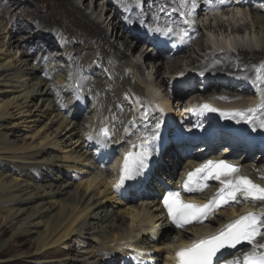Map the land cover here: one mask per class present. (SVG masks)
Segmentation results:
<instances>
[{
  "label": "bare ground",
  "instance_id": "6f19581e",
  "mask_svg": "<svg viewBox=\"0 0 264 264\" xmlns=\"http://www.w3.org/2000/svg\"><path fill=\"white\" fill-rule=\"evenodd\" d=\"M75 1L51 0L49 4L48 0H39L38 3L36 0H0V168H3L5 163H11L14 167L22 169L20 171L24 173L23 179L19 181L9 178L2 173L3 169L0 170V221L12 232L13 241H18L24 236L29 237V246L22 259H29L31 264H117L122 258H130L135 264H158V261L141 258V252L133 248L149 244L162 245L163 237L169 233L167 224L161 219L158 209L152 202L135 205L116 199L107 182L108 174L104 175L97 169L100 163L104 164V159L102 161L101 158L102 152L95 151L92 154V150L93 144L101 142L98 140V128L104 124L111 126V131L114 126L121 128V134H116L117 142L128 143L130 140H137V135H140L138 133L142 129L154 128L156 123L160 122L159 115L154 114L153 109L150 112L156 117L155 120L144 124L140 119L136 106L143 99L141 96L143 94L140 87L132 83L130 75V71L133 70L144 73V68L154 60L160 61V55L148 52L147 48L144 49V45H139L140 39L134 38L127 30L124 31L123 27L126 23L133 26H150L152 23L165 25L169 19L167 13L171 9L170 6L179 3H173L172 0H167L166 3L165 0H143L140 8L143 16L140 18L132 11L134 0H123L128 2L129 9L122 5L116 9L114 2L87 0L93 2H90L93 6L98 4L97 8L101 3L105 9V20L98 21L94 18V10L90 13L85 12L86 0H82L79 4ZM114 1L118 2V0ZM67 2L73 10L65 6ZM38 4L49 8V11L40 10ZM62 5L73 17L77 16L75 19L78 23L62 11L64 8ZM161 6L165 8L164 12L159 11ZM120 7L126 13L129 10L130 14L123 22L119 20L115 23L116 17L122 14ZM112 9L114 13L111 14ZM252 10L253 12L248 15L251 28L257 30L264 41V16L260 15L258 10ZM156 15L160 17L159 21L154 19ZM171 18L180 20L176 12L171 13ZM58 20L68 22L75 31L55 24ZM108 26L113 29L110 34L106 32ZM244 28L245 26L231 29V34L241 35ZM57 30L69 37H65L69 43L72 38L77 39L75 45L70 43L73 51L78 52L85 47L95 53L97 65L104 69L101 76L83 66L79 76L80 83L76 79L78 77L75 71L61 77L57 70L61 69L63 60L53 55L52 48L55 46L47 41V35ZM42 32L46 33L41 34ZM193 34L196 35L194 46L203 51V38L198 34V29H195ZM110 38L113 40L110 41ZM214 39L209 41L216 47L218 43H215ZM170 40L171 37L166 39V42ZM123 41L124 43L121 44ZM253 41L252 39L251 42L255 45ZM119 42L121 46L131 51L140 46L144 50L141 51L144 57L137 63L128 62V59L120 55V51L117 50ZM189 42L182 47H170V51L173 52L171 62L160 61L153 74L156 78L160 77L158 83L160 86L165 87L167 84L166 76L162 75V72L167 71L172 76L174 72L180 71L181 55L187 53L184 57L185 66L195 65V50ZM225 42L231 47V41ZM11 49L19 52L18 59L10 55ZM161 51L167 52L168 47ZM38 52L41 57L46 56V58L32 61L31 56ZM117 60L123 61V64L118 66ZM81 63L82 61L79 60L78 64ZM262 63H264V46L255 45L251 48L239 44L235 51L219 50L214 54H208L206 63L204 65L200 63L196 68L199 71L214 73L216 76L227 75L223 83H215V79L209 81L203 79V82L207 83L206 86L211 87L210 89H216V95L231 99L236 96L235 92L239 89L230 84V79L239 76L246 81L256 75L254 69ZM56 65L58 68L54 69L53 66ZM184 70L186 69L182 72ZM94 78L98 79V82L93 80ZM86 81L103 86L105 100L108 96L118 98L109 105L113 110L110 120L105 116L108 109L100 99H97L101 104L100 111L96 108L90 113L85 111V100L83 96L77 94L73 85L78 82L84 93L85 91L91 93L93 90L88 87ZM240 94L248 96L252 94V89L244 88L243 91L240 90ZM96 96L97 94L95 98ZM157 96V91H152V97L159 99ZM161 100L165 103L163 107L171 113L169 100ZM126 101L134 105V108L131 119L123 122L120 119V111L126 106ZM134 116L139 121L136 135L124 131ZM204 116L208 114L205 113ZM260 118L263 116L257 113L256 119ZM13 119H29L28 123L33 124L45 122L38 131L42 133L39 142L32 146L26 142L27 138H20L11 128L17 124L10 126L8 123ZM231 123L241 125L246 130V134L264 136V129L258 126L253 131L250 124L237 123L234 119H231ZM171 126L167 124L159 130L163 137L171 131L175 135L178 134L177 129L171 130ZM89 136L93 139L89 140ZM235 140L232 136H228L227 144L232 145ZM56 151L63 156L57 155ZM115 151L112 150L111 153ZM169 154L170 160L167 159L168 155L165 156L160 164V171L163 169L170 171L173 164L181 162L180 159L174 160L176 152L173 149ZM189 159L192 161L196 157L191 156ZM62 162L68 164L64 166ZM242 166L252 178L264 173V166H258V171H254L255 167L245 164V160H242ZM70 172H73L74 176ZM75 182L77 185L74 186ZM116 207L119 211L123 208L121 210L123 217L120 216L121 213L115 212ZM246 210L248 208L245 206L239 214ZM230 213L235 214L236 211ZM228 214L229 212L222 213L223 216ZM4 235L5 232L0 238ZM184 237L188 236L184 234ZM8 243V241L0 243V255L7 249ZM62 255L64 256L61 257ZM14 261L12 256L4 260L0 259V263L18 262Z\"/></svg>",
  "mask_w": 264,
  "mask_h": 264
},
{
  "label": "snow or ice",
  "instance_id": "6c2138e0",
  "mask_svg": "<svg viewBox=\"0 0 264 264\" xmlns=\"http://www.w3.org/2000/svg\"><path fill=\"white\" fill-rule=\"evenodd\" d=\"M172 2H178L180 8L185 9L180 12V20L171 18V13L177 10L172 8L167 13L169 19L166 29L156 27L151 30L163 35H177L179 42L185 43L189 33L181 25L191 26L192 18L196 14V0H172ZM134 3L142 6L143 0H134ZM188 4H191L190 8ZM208 10H215V7L210 4ZM159 11L164 12L165 8L161 6ZM154 19L159 21L160 17L156 15ZM174 26L178 31H174ZM254 70L256 75L251 80V84L260 97L255 106L246 110L222 112L204 103L199 108L193 107L191 111L219 112L223 118L250 124L253 131L257 126L264 129V118L256 119L257 113H264V63ZM149 116V109L143 108L140 119L147 122ZM138 124L139 121L134 116L124 131L136 135ZM159 127L160 124L157 122L150 134H147L145 128V134L137 135L138 142L133 141L131 147L123 153L119 179L114 185V190L122 188L126 181L141 176L148 168L149 160L156 151L155 142L158 139ZM111 134L107 126L100 127L98 132L101 138H108ZM88 139L91 140L93 137L89 136ZM257 178L264 180V173H260ZM210 181H215L218 187L204 202L197 203L195 197L185 196V194H203L211 187ZM160 203L169 222L177 229L186 230L189 225H203L206 221L217 219L218 211L227 207H236L244 203H249L253 207L264 205V184L256 183L249 175L244 174L241 166L236 163H230L226 159H207L194 169L187 170L175 189L164 191ZM262 237H264V208H260L258 212L249 211L223 223L222 227L208 235L190 240L185 246L175 250L173 259L175 264H264V243L260 242ZM243 244L249 246L248 251L238 249V246ZM225 249L237 251L230 253V259H221L218 254Z\"/></svg>",
  "mask_w": 264,
  "mask_h": 264
},
{
  "label": "rangeland",
  "instance_id": "374dc122",
  "mask_svg": "<svg viewBox=\"0 0 264 264\" xmlns=\"http://www.w3.org/2000/svg\"><path fill=\"white\" fill-rule=\"evenodd\" d=\"M22 1H24V0H22ZM38 1L39 0H36V2L38 3ZM82 0H76L75 2H76V4H79L80 2H81ZM48 2H49V4H51V0H48ZM84 2V1H83ZM91 1H85L84 2V6H86L87 7V10L85 11L86 13H90L92 10H94V18H97V20L98 21H101V20H105V18H106V15H105V9L102 7V4L100 3L99 4V6L100 7H96V6H98V4H95V6H93L91 3H93V2H91ZM65 6L66 7H68L69 9H72L73 7L69 4V2H67L66 4H65ZM62 7H64L63 5H62ZM66 7H64L63 9H62V11H65V13L68 15V16H70L71 17V19L75 22V23H78L77 21H76V17L77 16H74L73 17V15L70 13V11L66 8ZM89 7V8H88ZM177 6H174V8H176ZM38 8L40 9V10H42V11H49V8H46V7H42L41 5H39L38 4ZM97 8V9H96ZM103 8V9H102ZM73 10V9H72ZM233 11V10H232ZM231 11V12H232ZM236 11V13H237V15L238 16H240V17H235L234 15H232V14H229V15H231L230 17H229V15L226 17V15H224L223 14V16L221 15V16H217V18H215V19H213L212 21H211V25H210V28H208L207 30H204V28H202L201 30H200V32H201V34H202V36H205V35H207L208 36V38H209V36L211 37L210 39H213V38H215L214 39V41H219V42H222V41H224V39L226 38V35H227V32L225 31V32H223V31H218V29H216L215 27L216 26H222L223 28H225V29H228L229 27H237V26H239V25H242L243 24V22H246V20L248 21V17H247V15L246 14H244V13H241V12H243L244 10H235ZM241 11V12H240ZM114 12V10L112 9L111 10V12L110 13H113ZM245 12V11H244ZM241 14V15H240ZM244 14V15H243ZM108 15H110V14H108ZM225 17H226V19H225ZM117 19H115L114 21H115V23H116V21L119 19L118 17H116ZM232 18V19H231ZM122 19V18H121ZM124 19V18H123ZM195 19V18H194ZM233 19H235V20H233ZM55 24H58V25H61V27H65V29H69L70 31H75V29L73 28V26H71L68 22H64L63 20H61V21H56V23ZM81 24V23H80ZM220 24V25H219ZM232 25H234V26H232ZM161 29L164 27V26H159ZM64 29V30H65ZM251 28H250V26L248 25L247 26V29H246V33H245V35H248L249 33L247 32L248 30H250ZM112 27H110V26H108L107 28H106V32L108 33V34H110L111 32H112ZM210 32H211V35H210ZM213 32V33H212ZM253 34H254V36H256L255 37V39H260V35H259V32L258 31H254L253 32ZM217 36V37H216ZM69 38V37H68ZM217 38V39H216ZM219 38H220V40H219ZM222 38V39H221ZM251 38H252V36H251ZM52 39H54V37H52ZM204 39V38H203ZM110 41H112L113 39H109ZM67 42L69 43V41L67 40ZM262 42V41H261ZM70 43L72 44V45H75L76 43H77V39L74 37V38H72L71 39V41H70ZM68 44L67 46H64V55L62 56V58L64 59V61H62V68L60 69V72H62L61 73V75H67L70 71H71V69H74V67H73V65H71V63H70V59H72V57H69L70 55L68 54V50L69 49H72L71 48V44ZM122 43H124V41L123 42H121V44ZM263 43V42H262ZM121 44H120V42H119V45H117V50L118 51H120V55H122V56H125L127 59H128V62L130 61V62H138L142 57H144V55H142V52L144 51L140 46H138L137 48H136V50H133V51H131L130 49H128V48H125L124 46H121ZM134 44L132 43L131 44V46H133ZM203 45H204V50L203 51H201V50H198V48L195 46L194 47V50H195V58H197L198 59V61H196V63H195V66H194V68L196 67V65H198V64H200L202 61L204 62L205 60H204V58H205V56L209 53V50H208V45L203 41ZM128 46V45H127ZM77 49H78V46L76 47ZM142 49V50H141ZM75 51H77V50H75ZM142 51V52H141ZM9 53H10V55L14 58V59H18V56H19V52L18 51H16V49H11V50H9ZM78 53H80V56H82V57H80V59H82L83 58V56H85V55H93L94 57H96V55H94L95 53L91 50V49H88V48H81V50L80 51H78V52H76V54H78ZM75 54V55H76ZM97 54V53H96ZM37 54H34V56H31L32 58V61H36V60H39L40 58H41V56H36ZM111 55L112 56H114V54L111 52ZM184 58V57H183ZM179 58L182 62H181V65H183L184 63H185V61H186V59L184 58ZM94 60V59H93ZM87 61L89 62V60L87 59ZM97 61V60H96ZM121 62H123V61H121ZM93 64V63H92ZM159 62L157 61H153V63H151V64H149L148 65V68L145 70L144 69V72H145V74L144 75H148V74H153V72L155 71V69L159 66ZM193 66V65H192ZM73 67V68H72ZM55 68H57V65L55 66ZM193 68V69H194ZM59 70V69H58ZM194 70H196V69H194ZM96 74H100L101 72H100V70L99 69H97L96 68ZM163 73V75H168V72L167 71H164V72H162ZM141 76H140V75ZM139 74L136 72V71H133V75H134V81L136 82V83H138L140 86H142L143 88H148L150 85H151V83L150 82H148V80H146V78L145 77H143L142 76V73L141 72H139ZM152 76H150V78H151ZM167 77H170V76H167ZM159 79L160 78H156V77H152V80L154 81V82H157L158 83V81H159ZM163 90V89H162ZM88 100H89V98H87ZM170 106L174 109V110H181V107H177V103L175 102V101H172V103L170 104ZM93 109V106H90V103H89V101H88V103L86 104V110H87V112L88 111H90V110H92ZM24 122V123H23ZM26 122V123H25ZM29 122V119H13V120H9L8 121V123L10 124V126H12L14 123H16L17 125L16 126H12L11 128H13V130L17 133V135L20 137V138H22V139H26V142L28 143V144H31L32 146L33 145H36V143H38L39 142V138H41L42 136H41V132H39L38 133V131H39V129H40V127H42L43 125L42 124H44L45 122H42V123H38V124H33V123H28ZM9 126V125H8ZM10 128V129H11ZM38 129V130H37ZM36 130V131H35ZM35 132H37V133H35ZM36 134V135H35ZM35 136V137H34ZM37 136V137H36ZM38 139V140H37ZM28 140H29V142H28ZM34 143V144H33ZM56 154L57 155H59L60 157H62L63 155L62 154H60V152H58V151H56ZM68 163H65V162H62V165H67ZM21 168H23L22 166H20ZM3 169V170H2ZM19 169V170H18ZM64 171L66 170L65 169V167H63L62 168ZM0 170H2V173L3 174H6L9 178H11V179H13V178H15V179H17V180H22L23 179V172H21L22 171V169H20V168H18V167H14V165L13 164H11V163H5L4 164V167L3 168H0ZM21 170V171H20ZM75 185H77V183L75 182L74 183V186ZM99 198V197H98ZM101 201H102V199H101ZM121 210H123V208H121ZM121 210L119 211L118 209H117V207L115 208V212H117V213H121ZM121 217H123V215H122V213H121V215H120ZM5 232V235L4 236H2L1 238H0V243H2V241L3 242H5V241H8L9 243L7 244L8 246L6 247L7 249L4 251V253H2V255H0V259H7V258H10V256H12L13 257V259L15 260V261H18V262H16V264H31V262H30V260L29 259H26L25 260V258H23L22 259V257L25 255L24 253H26L27 252V248H28V243H29V237L28 236H24V237H21L18 241L16 240V241H13V234H12V232L10 231V229H8V228H6V227H4L3 226V224H2V222L0 221V236L1 235H3V233ZM2 233V234H1ZM10 240V241H9ZM12 240V241H11ZM25 241V242H24ZM14 243V245H12ZM23 243V244H22ZM21 246H20V245ZM13 247V248H12ZM18 248V249H17ZM78 250V249H77ZM14 254H15V256H14ZM17 254V255H16ZM64 255H62L61 257H63ZM21 258V259H17V258ZM14 261V262H15ZM0 264H8V263H0ZM13 264V263H12ZM32 264H34V263H32Z\"/></svg>",
  "mask_w": 264,
  "mask_h": 264
}]
</instances>
